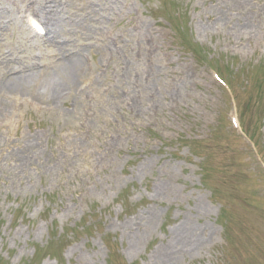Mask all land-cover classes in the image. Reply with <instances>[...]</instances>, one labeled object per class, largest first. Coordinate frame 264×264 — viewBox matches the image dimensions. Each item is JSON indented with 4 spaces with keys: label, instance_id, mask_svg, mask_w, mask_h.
<instances>
[{
    "label": "rangeland",
    "instance_id": "rangeland-1",
    "mask_svg": "<svg viewBox=\"0 0 264 264\" xmlns=\"http://www.w3.org/2000/svg\"><path fill=\"white\" fill-rule=\"evenodd\" d=\"M55 3L74 82L0 29V264H264V0Z\"/></svg>",
    "mask_w": 264,
    "mask_h": 264
},
{
    "label": "bare ground",
    "instance_id": "bare-ground-1",
    "mask_svg": "<svg viewBox=\"0 0 264 264\" xmlns=\"http://www.w3.org/2000/svg\"><path fill=\"white\" fill-rule=\"evenodd\" d=\"M35 0H32V5L31 6V10H36V8L38 6H36ZM55 3V0H52ZM54 3L53 6L52 5H48L46 8H40V19L41 21L45 24V27L47 28V30L49 31V33H47L46 35V39L47 36H49L50 38H56L57 35H59L60 32H64L65 30V26L66 24H68L67 22H65L63 19H61L59 12H58V5H55ZM31 13H35V12H31ZM85 24V20L84 22H80V25H75V23H70V26H73L74 28L78 26V28L84 26ZM13 29V30H20L21 28H24V24L22 23L20 17L17 15L16 12H0V29ZM26 28V27H25ZM27 29V28H26ZM49 34V35H48ZM53 41V40H51ZM52 44V43H51ZM59 50L62 51V49H64L65 52L66 51V45L65 46H61L60 44H58ZM61 48V49H60ZM75 57H71L69 56H64L63 60L61 61L62 63V69H64L67 73V76H70L69 79H71L72 82H74V80L77 79L78 75H79V63L76 62V60H74ZM76 59V58H75ZM20 77V76H19ZM22 76L20 78H11L9 80H7V82H5L3 84L4 89L7 92H13V93H19L20 92V88H22V84H24L25 82V77ZM56 87H53V89H55ZM182 228V227H180ZM179 228V229H180ZM187 231H189L188 229H186ZM176 231V230H175ZM190 234V232H189ZM172 241H176L175 244L176 245H184V244H188L191 243L192 238L188 235L187 239H183L179 236L178 232H175L174 235H172L171 237V242ZM174 247V246H173ZM168 250V248H167ZM178 252H176L177 254ZM169 255H173L174 253L171 251L168 253ZM163 256L168 257V255L166 253H163Z\"/></svg>",
    "mask_w": 264,
    "mask_h": 264
}]
</instances>
